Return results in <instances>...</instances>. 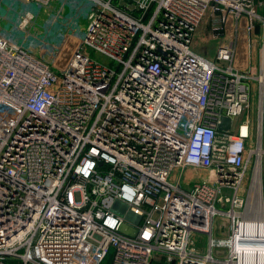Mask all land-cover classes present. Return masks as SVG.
I'll return each mask as SVG.
<instances>
[{
  "label": "built area",
  "instance_id": "built-area-1",
  "mask_svg": "<svg viewBox=\"0 0 264 264\" xmlns=\"http://www.w3.org/2000/svg\"><path fill=\"white\" fill-rule=\"evenodd\" d=\"M90 2L84 38L62 68L0 33V264H151L156 255L258 264L264 0ZM207 13L218 14L213 36L222 38L213 57L192 45ZM230 17L261 29L258 75L234 64L237 41L223 36ZM252 79L254 143L251 121H240ZM196 171L208 179L192 180ZM217 215L228 220L225 236L213 234ZM124 220L135 233L120 229ZM194 232L208 234L206 252Z\"/></svg>",
  "mask_w": 264,
  "mask_h": 264
},
{
  "label": "rangeland",
  "instance_id": "rangeland-1",
  "mask_svg": "<svg viewBox=\"0 0 264 264\" xmlns=\"http://www.w3.org/2000/svg\"><path fill=\"white\" fill-rule=\"evenodd\" d=\"M91 6L90 0H1L0 2V33L10 37L31 51L42 57L54 69L65 66L71 57L75 44L84 38L88 23L87 12ZM218 14L207 13L196 30L192 45L198 52L213 57L217 48V42L222 38L213 36L212 24ZM223 36L237 41V51L234 64L244 73L258 75L261 67L260 38L261 29L258 23L250 33L243 28H237L232 17L225 23ZM87 52L89 49L85 46ZM91 54L101 61L107 58L98 52ZM68 58L66 59V57ZM66 59V62L64 61ZM249 119L253 125L252 140L257 141L259 123V95L258 83L251 80V97L248 106L243 111L240 121ZM264 140V136H263ZM254 159L246 176L250 183L253 171ZM262 171L264 172V162ZM184 178H186L184 176ZM192 180L208 179L207 171H196L192 174ZM123 232L132 234L136 227L128 220H124L120 226ZM213 234L216 237L225 236L229 230V223L225 216L217 215L214 219ZM208 234L194 232L193 243L197 250H208ZM218 250H215V253ZM223 256V255H222ZM151 264H163L164 257L156 255ZM212 264H223L215 262Z\"/></svg>",
  "mask_w": 264,
  "mask_h": 264
},
{
  "label": "bare ground",
  "instance_id": "bare-ground-1",
  "mask_svg": "<svg viewBox=\"0 0 264 264\" xmlns=\"http://www.w3.org/2000/svg\"><path fill=\"white\" fill-rule=\"evenodd\" d=\"M79 42H77L76 44H75V46L78 44ZM68 58V56L66 57V59ZM66 59L64 60L65 62H66ZM261 124H262V119H261ZM258 151H259V154L262 152V148L261 147H259L258 148ZM256 173V175H255V181H256V184H257V187H258V194H259V196L261 197V185H260V175H261V168H260V165H258V167H257V171L255 172ZM256 184H255V186H256ZM254 186V187H255ZM261 202V201H260ZM258 264H264V254L262 255V254H259L258 255Z\"/></svg>",
  "mask_w": 264,
  "mask_h": 264
},
{
  "label": "water",
  "instance_id": "water-1",
  "mask_svg": "<svg viewBox=\"0 0 264 264\" xmlns=\"http://www.w3.org/2000/svg\"><path fill=\"white\" fill-rule=\"evenodd\" d=\"M222 122L219 125L220 130H227L230 127L231 118L229 116H222Z\"/></svg>",
  "mask_w": 264,
  "mask_h": 264
},
{
  "label": "crops",
  "instance_id": "crops-1",
  "mask_svg": "<svg viewBox=\"0 0 264 264\" xmlns=\"http://www.w3.org/2000/svg\"><path fill=\"white\" fill-rule=\"evenodd\" d=\"M76 46H77V45H76ZM76 46H75V47H76ZM72 52H73V51H72ZM236 66H237V65H236ZM239 69H240V68H239Z\"/></svg>",
  "mask_w": 264,
  "mask_h": 264
}]
</instances>
